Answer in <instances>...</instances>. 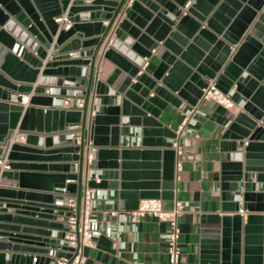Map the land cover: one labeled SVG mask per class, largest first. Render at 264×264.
Segmentation results:
<instances>
[{
  "label": "water",
  "instance_id": "water-1",
  "mask_svg": "<svg viewBox=\"0 0 264 264\" xmlns=\"http://www.w3.org/2000/svg\"><path fill=\"white\" fill-rule=\"evenodd\" d=\"M125 2L0 0V156L13 130L26 134L7 152L10 168L0 170L9 181L0 183V264L71 258V248L57 249L70 214L56 204L58 188L79 203L88 169L100 179L88 187L106 190L109 209L125 216L141 199H172L173 141L181 160L200 155L186 152V140L159 119L170 108L190 114L188 128L208 120L220 132L210 173L219 212L200 216L198 264H264V0ZM63 13L67 30L54 20ZM112 26L113 43L102 50ZM102 60L111 65L105 76ZM208 80L237 112L216 105L200 113ZM63 82L84 88L82 109L74 98L68 108L53 105L51 88L65 95ZM72 126H80L79 141L65 134ZM89 142L97 150L84 166ZM94 241L124 251L110 249L105 234Z\"/></svg>",
  "mask_w": 264,
  "mask_h": 264
},
{
  "label": "crops",
  "instance_id": "crops-1",
  "mask_svg": "<svg viewBox=\"0 0 264 264\" xmlns=\"http://www.w3.org/2000/svg\"><path fill=\"white\" fill-rule=\"evenodd\" d=\"M95 58L96 61L100 60L98 55ZM100 66V69H103L102 75L105 76L111 65L106 60H102ZM51 89L54 94L53 105L56 106L65 96L73 95L77 90L82 91L85 99L84 88L78 83L63 82L61 89L66 91L65 95H59V88ZM215 106L216 104L212 101L203 102L199 107L200 113L210 112ZM226 109L234 112L239 110L234 103L232 108ZM169 113V116L162 114L159 119L168 128L180 133V125L185 115L174 108H170ZM191 123L194 121L191 120ZM71 132L80 134V126L65 134ZM182 135V138L186 140V152L199 154L200 158L199 160H182L179 179L175 180L174 197L170 200H162V203L165 208H170L174 199L187 203L178 218L182 264H198V248L202 230L200 216L219 212V194L210 180V173L219 165L220 132L217 125L207 120L200 124L198 129L190 128V131L185 129ZM0 183L8 184L9 181L0 179ZM11 183L15 184V182ZM112 203L113 200L107 195L98 201L96 210L98 220L102 229L106 227L111 229L110 235H106L114 240L110 249L124 247V251L112 252L104 248L103 244L94 241L92 246L84 248V264H167L166 242L162 236L166 224L146 215L134 226L119 210L109 209L108 205ZM112 211L114 214H111Z\"/></svg>",
  "mask_w": 264,
  "mask_h": 264
},
{
  "label": "built area",
  "instance_id": "built-area-1",
  "mask_svg": "<svg viewBox=\"0 0 264 264\" xmlns=\"http://www.w3.org/2000/svg\"><path fill=\"white\" fill-rule=\"evenodd\" d=\"M132 0H126L125 5H130ZM85 19H89V13H85ZM55 22L58 24V29L67 30L71 26L67 14L63 13L54 18ZM118 20L116 19L114 23ZM104 25L109 24V20H103ZM114 39V28L113 26L108 30L105 40L101 45L102 50L108 49ZM78 52H74L71 55L76 56ZM75 99V109H82L85 105V99L83 98V93L81 90H77L73 95L65 96L58 107H69L70 100ZM28 96H24L21 103L26 104ZM206 101H212L216 105H222L226 108H232L233 102L229 98L228 93H223L215 84L214 80H208L205 88L202 89V93L199 98V103ZM56 106V105H54ZM239 109V107H237ZM199 112V111H198ZM190 114H186L180 125L179 137H183L182 133L186 130L190 131L187 127L189 123ZM77 126H72L71 129H75ZM74 132L67 134V137H75ZM25 133L17 129L13 130L10 136L6 139L3 144L4 153L0 156V170H8L9 160L7 159V152L12 145V143L24 142ZM172 147L175 151L174 160V180L179 179L180 172L182 170V160L181 155L183 153L182 146L179 140H174ZM97 148L88 143V150L84 154V166H88L91 161L95 158ZM73 170H78L77 162L73 163ZM94 170L88 169L85 171L83 176V187L81 190V195L78 203V199L75 194L66 193L65 187L58 188L63 193V198L56 201L57 205H62L67 207L69 215L66 218V230L64 232L63 238L60 240L57 247L61 250V246L65 245L72 250H70L71 258L61 257L57 259V264H84V248L92 246L94 244V238L100 236L101 234L110 235L111 229L106 227L102 229L98 220L97 205L100 199H104L107 195L106 191L99 188L88 187V181L94 179L96 183L100 179L95 174L92 177V172ZM187 203L182 202L178 199H174L172 206L170 208H165L163 206L161 199L149 198L141 199L135 209L128 212L126 216L128 221L132 225H136L140 219L146 215L156 218L158 221L164 222L166 224V229L163 233V238L166 242V254H167V264H182V250L180 246V229L178 225V218L184 211V207ZM239 213L245 215L242 209H239ZM111 214H114L112 211ZM125 215L124 213H121Z\"/></svg>",
  "mask_w": 264,
  "mask_h": 264
}]
</instances>
